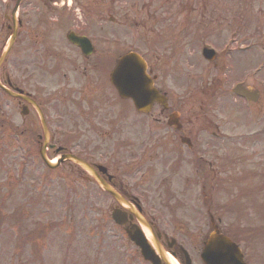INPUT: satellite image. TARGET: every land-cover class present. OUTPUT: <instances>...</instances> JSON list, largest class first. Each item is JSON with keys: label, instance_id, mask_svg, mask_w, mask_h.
Returning a JSON list of instances; mask_svg holds the SVG:
<instances>
[{"label": "rangeland", "instance_id": "obj_1", "mask_svg": "<svg viewBox=\"0 0 264 264\" xmlns=\"http://www.w3.org/2000/svg\"><path fill=\"white\" fill-rule=\"evenodd\" d=\"M14 2L0 0V53L10 36L6 26L11 24ZM16 16L18 36L0 78L8 76L20 86L29 64L31 85L49 84L42 68L49 70L56 62L77 64L76 50L66 41L68 31L92 38L97 52H109L112 62L128 50L138 52L157 75L158 86L183 101L178 104L182 122L197 128L214 123L230 140L220 147L236 159V166L221 175L224 191L216 202L227 215L220 229L233 235L237 227H264V0H25ZM232 26L242 28L245 36L241 32L239 40L232 37ZM247 27L258 29L250 34L243 30ZM155 40L162 43L153 45ZM107 43L110 47L105 49ZM249 43L252 48L243 50ZM204 46L215 50L218 59L206 62L201 57ZM239 82L258 91L255 104L233 94ZM18 110L16 102L0 91V264H144L111 221L107 195L71 164L49 171L31 138L9 131L8 121L22 120ZM140 123L128 112V139L137 138L129 150L139 149ZM210 131L201 137L211 139ZM54 133L57 147L79 154L83 143L66 148L60 139L69 132ZM106 143L88 147H97L101 154L91 159L94 163L107 165ZM47 155L55 158L50 151ZM126 159L118 167V176L139 187L149 201L159 202L157 187L166 185L160 178L164 175L149 158L130 173L124 167L131 159ZM175 228L188 231L191 240L207 229ZM172 229L164 227L175 236ZM254 233L251 247L242 244L241 248L249 264H264V231ZM177 237L187 247L188 242ZM13 248L17 254L9 259Z\"/></svg>", "mask_w": 264, "mask_h": 264}, {"label": "flooded vegetation", "instance_id": "obj_2", "mask_svg": "<svg viewBox=\"0 0 264 264\" xmlns=\"http://www.w3.org/2000/svg\"><path fill=\"white\" fill-rule=\"evenodd\" d=\"M8 27L7 25V30ZM243 30L252 34V30L257 29L247 27ZM231 31L238 40L241 32L245 36L242 28L238 26H232ZM74 33L77 36H85L78 32ZM89 40L92 46V53L89 56L83 55L78 47L72 46L77 53V64L62 65L56 62L49 70L41 69V72L47 74L49 84L31 85L32 71L29 64L25 66L24 81L20 86L5 75L0 78V82L12 90H22L23 94L39 107L49 130L48 145L57 147L55 131H67L69 132L67 138L63 135L60 139L63 145H74L78 148V145L80 147L83 143L79 154H75L95 166L96 162L91 159L101 154L97 152V147L93 150L88 147L93 142L94 145L98 142H107L108 150L103 156L107 159L108 168L107 174H99L101 178L145 219L165 257L172 259L173 263L185 264L182 252V248L185 247L190 264H202L200 253L207 234L201 231L191 240L188 231L183 232V229L177 230L175 227L222 225L227 211L216 202L224 191L221 175L229 173L230 168L236 166V159L234 156L231 158L229 152L220 147L230 140L223 138L224 134L214 123L201 124V128H197L195 124L182 122V106L178 104L183 101L173 94L167 95L166 91L158 86V77L148 63L146 72L153 80V87L165 98L162 100L165 106L155 101L148 113L137 112L131 100L120 97L109 81L111 72L109 69L112 68L110 53L97 52L92 38ZM108 47L110 44L107 43L105 49ZM64 66L71 70L63 69ZM13 100L17 104L19 114L21 115L23 108L26 114L21 116L20 123L15 124L13 121L10 122V126L30 132L37 128V125L40 127L33 105L20 99ZM128 112L142 120L138 126L141 128L139 129L141 138L137 142V148L139 147L137 150H129L134 148L137 138L131 136L128 139ZM210 129L211 139L201 137ZM39 136L35 133L31 139L41 145L42 139ZM89 140L93 142L90 143ZM49 151L52 153L55 150L51 148ZM126 158L132 160L129 165L123 166L130 169V173L135 172V168H140L149 158L154 167L164 175L160 178L166 185L157 187L159 202L149 201L150 198L144 197L145 192H138L139 187L130 186L128 181L123 179L124 176L122 178L118 176V167ZM116 208H120L125 214L122 231L124 233L134 231L138 223L131 209L118 207L112 200L110 209ZM165 226H172V232L176 235H169L164 230ZM177 236L181 237L183 243H189L187 247L178 243ZM156 255L161 259V254L156 252ZM41 257L40 255V261ZM144 263L149 264L145 261Z\"/></svg>", "mask_w": 264, "mask_h": 264}, {"label": "water", "instance_id": "obj_3", "mask_svg": "<svg viewBox=\"0 0 264 264\" xmlns=\"http://www.w3.org/2000/svg\"><path fill=\"white\" fill-rule=\"evenodd\" d=\"M21 1H23V0H16L15 7H14L12 13H11V20H12V23H13V31H12V34H11L8 42H7V45H6L5 49L3 50V52L0 55V66L3 63L5 57L7 56L12 44L14 43V40H15V37H16V34H17V24H16V21H15V11L17 9L18 4ZM67 39L71 43H73L75 45H78L82 49L84 54L88 55V54L91 53L92 48H91V45H90V43H89V41L87 39H85V38H77V37H75L72 34H69L67 36ZM204 55H205V57L207 59H211L212 56H213V53L211 51H204ZM128 58H134L135 61L143 69V75H144L145 79L149 82V89H150V92L152 93V98H151L150 103H152V101H154V100L155 101H159L157 92L155 91V89H153L151 87V81H150L149 77L145 74L146 66H145L144 61L141 59V57H139L135 53L125 54L124 56H122L118 60V62H117L115 67H118L121 61H124V60H126ZM110 81H111L112 85L116 88V90L118 91V93L121 96L126 97V98H130L133 101L134 106H135V108L137 110L146 111V108H144V107L149 105L150 103H144V104L138 105L134 98L124 94L122 89L114 81V79L112 77V74L110 76ZM0 88L3 89L8 95H10L12 97L20 98V99L26 100L28 102H31L29 99H27V98H25L23 96H20L19 94L13 93V92H11V91H9L7 89L2 88L1 86H0ZM235 93L240 95V96H244L248 100L253 101V102L257 101V98H258L257 92L248 93V91L243 89V87H241V86H237L235 88ZM31 103L34 104L33 102H31ZM37 111H38V114H39V117H40L41 126H42V129H43V135H44V139H45V143H46L47 142V137H48L47 129H46V126H45V123L43 121L42 115H41V113H40L38 108H37ZM45 147L46 146L44 144L42 146V148H41L40 156H41L43 162L46 164V166L48 168L54 169L59 164L65 162V161H70V162H72V163H74L76 165H79L82 169H84L91 176H93V178H95V180L97 181V183L100 185V187L103 190H105L106 192L111 194L117 200V202L121 203V198L117 195V193H115L106 183L101 181L99 179V177L96 175L95 171L89 165L84 163L82 160H79L76 157L68 155V154L62 155L57 160L56 163L52 164V163L48 162L47 159L45 158ZM113 218H114L116 223H119V224L121 223L119 218L117 219V216H115L114 214H113ZM138 220H139V222L141 224H143L145 226V223L141 219H138ZM130 239L140 248L141 253L146 258L151 257V252L149 250V247L147 246L146 242L144 241V239L142 238V236L140 234L139 235L138 234H134V235L130 236ZM213 240L223 241V242L226 243L227 247L226 248H219L216 251H211L210 248H209V244ZM201 257H202V260H203L204 264H243L242 257L240 255L237 247L234 244H232L226 237H224L223 235H220L218 233L217 229L214 228V227H213V232L209 235L207 241L204 243V247H203V251H202Z\"/></svg>", "mask_w": 264, "mask_h": 264}, {"label": "snow or ice", "instance_id": "obj_4", "mask_svg": "<svg viewBox=\"0 0 264 264\" xmlns=\"http://www.w3.org/2000/svg\"><path fill=\"white\" fill-rule=\"evenodd\" d=\"M109 70L111 71L114 81L125 95L134 98L138 105L150 103L152 93L149 89V82L145 79L143 69L134 58L121 61L118 67H110ZM226 247V243L220 240H213L209 244L211 251Z\"/></svg>", "mask_w": 264, "mask_h": 264}]
</instances>
